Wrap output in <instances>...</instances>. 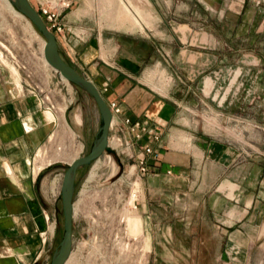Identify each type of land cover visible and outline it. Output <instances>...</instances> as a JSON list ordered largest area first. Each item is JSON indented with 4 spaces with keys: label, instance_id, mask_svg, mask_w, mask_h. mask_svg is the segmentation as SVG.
Instances as JSON below:
<instances>
[{
    "label": "rangeland",
    "instance_id": "1",
    "mask_svg": "<svg viewBox=\"0 0 264 264\" xmlns=\"http://www.w3.org/2000/svg\"><path fill=\"white\" fill-rule=\"evenodd\" d=\"M147 1L144 9L154 18L153 27L124 25L118 28L137 36L153 35L159 52L166 58L158 67L167 70L164 76L167 82L173 84L182 79L185 86L181 83V87L186 92L189 82H196L192 70L195 69V56L201 52L205 65H213L201 76H211L209 71L216 68L224 71L216 83L215 94L212 80L208 92L205 89L199 91L195 84L192 85V92L179 108L182 120L177 126L178 131L184 134H189L192 129L208 132L230 144H240L244 158L254 153L263 156L264 100L262 95L248 100L244 83L250 74L248 67L264 71V43L257 45L258 37L253 42L252 39L242 42L235 37L231 41L226 26L220 28L221 22L233 13L231 4L234 0H215L216 7L214 3L209 6L206 0H200L194 9L190 3L199 0ZM13 7L0 0V66L10 77L11 94L35 98L42 112L47 111L55 118L49 121L43 113L48 122L56 123L61 118L60 127L49 133L45 145L38 146L29 160L31 169H36L35 162H39V154L45 148L46 156H63L58 162L45 165L35 181L39 204L45 210L42 214L49 219L44 228L37 230L40 245L28 264H50L63 236L62 174L75 156L89 152L99 135L101 119L92 96L64 80L45 61V39L34 24ZM216 18L218 26L213 25ZM187 21L201 26L200 40H195L194 36L186 40L187 35H183L182 42L177 40L176 34H185L189 30L187 26L179 25ZM214 28L218 31L212 38L208 29ZM190 29L194 28L190 26ZM248 43L251 45L247 46ZM255 45L256 48L260 46L261 53L244 52L243 48L253 49ZM178 57H181L180 64ZM182 57L187 58L188 67L184 69L181 68L185 62ZM2 61L8 66H3ZM9 69L15 77L9 75ZM46 99L55 104V110L46 108L49 105ZM75 115L80 117L79 122ZM146 140L152 141L149 137ZM118 142L110 139L113 152L105 151L76 172L72 250L65 264H264V209L262 214H253L249 219L248 214L240 221L233 220L235 217L232 216L230 228L226 234L221 233L219 221L226 223L224 219L228 216L224 213L228 214L227 208L236 207L238 202L235 197L228 199L221 194V176L216 169L207 164L203 170L190 166L183 174L171 170V173L164 172L159 176L152 170L147 175H140L137 160L117 151ZM133 190L135 197L131 204ZM244 209L240 206L238 212ZM127 211L130 213V230L136 232L135 236L126 228ZM227 236L231 238L230 244L240 246L234 247V256L228 252ZM9 254L13 256L10 250Z\"/></svg>",
    "mask_w": 264,
    "mask_h": 264
},
{
    "label": "crops",
    "instance_id": "2",
    "mask_svg": "<svg viewBox=\"0 0 264 264\" xmlns=\"http://www.w3.org/2000/svg\"><path fill=\"white\" fill-rule=\"evenodd\" d=\"M29 1L37 10L44 4L58 7L61 11L63 30L55 33V36L61 56L95 84L105 102L109 104L114 101L119 104L120 112L114 115L109 135L117 133L118 124L126 117L131 121H139L149 131L158 132L159 142L148 143L146 138L149 135L146 133L141 141L136 142V149L142 144L153 145L158 159L149 162L154 165V171H157L159 176L168 169L183 174L190 166L203 170L209 164L216 169L221 176V194L228 199L235 197L238 202L235 206L246 208L243 210V216V212L239 213L238 208H227L228 214L224 213V216L228 218L224 219L226 223L219 221V232L226 234L232 224H229L232 216L235 217L233 220L240 221L248 214V219L253 214H262L264 153L263 156L254 153L244 158L240 144H230L222 138L208 132H197L195 129L190 130L189 134L178 131L177 126L182 120L179 108L182 107L181 103L185 101L187 94L192 92V85L195 84L199 91L205 89L208 92L212 87V80L215 94L216 83L224 71L216 68L209 71L211 76H201L213 65H205L202 52L197 53L195 67L190 65L195 68L192 70L195 73L192 74L196 82H189L185 92L181 87L182 84L185 86L182 79L171 84L164 78L168 72L158 66L166 58L159 52L158 43L152 34L145 33L139 37L133 32H123L118 28L124 26L123 23L130 28H141L143 25L153 27L154 18L144 9L147 0H127V3L122 0ZM214 1L206 0L209 6L213 5ZM61 2H66L69 6H61ZM199 3L200 0L191 2V8L199 6ZM214 4L216 7L217 3ZM231 7L234 9L231 17L220 25L222 29L223 25L226 26L228 38L231 41L234 37L239 38L242 42L252 39L253 42V39L258 37L257 45L263 44L264 1L255 4L254 0H234ZM179 25L187 26L190 30L185 34H176L179 42H182V37L186 35V40L190 36H194L195 40L202 37L201 26L196 27L194 22L187 21ZM213 25L218 26L217 18ZM190 26L194 29L191 30ZM208 30L210 34L208 31L205 33L215 38L217 28ZM250 45L248 43L247 46ZM243 50L248 54L262 51L260 46L256 48V45L253 49ZM167 56L170 54L167 53ZM180 59L181 57L179 64L182 63ZM182 60L185 62L181 68H187V58ZM228 71L230 73V67ZM248 72L249 77L244 83L246 98L255 100L262 95L264 100V71L260 72L250 66L247 68ZM10 85V77L0 66V262L9 263L10 255L3 253L9 249L19 264H28L32 262V254H35L40 245L37 230L44 228L46 223L42 214L45 210L41 208L40 195L35 190V181L40 171L36 177L33 176L29 160L38 146L45 145L49 133L60 127L61 118H58L56 123L48 122L35 98L11 94ZM69 96L73 97L70 94ZM75 117L79 122L80 117ZM58 161L53 160L54 163ZM230 240L227 236L228 252L234 256V247L240 246L237 243L230 244Z\"/></svg>",
    "mask_w": 264,
    "mask_h": 264
},
{
    "label": "water",
    "instance_id": "3",
    "mask_svg": "<svg viewBox=\"0 0 264 264\" xmlns=\"http://www.w3.org/2000/svg\"><path fill=\"white\" fill-rule=\"evenodd\" d=\"M11 4L16 7L17 11L25 18L30 20L37 28L39 33L45 39L43 45V57L45 61L70 83H74L79 88L89 93L94 102L97 104L101 125L98 129L99 135L94 139L89 152L85 155L75 156L63 172L62 183L60 186V198L62 203V217H63V236L51 257L50 264H64L70 256L72 250L73 237V195L76 183L77 170L81 166L90 165L92 161L100 157L105 151L113 152V149L108 145L109 128L112 122V113L104 97L101 95L99 89L89 79L81 75L74 66L70 65L61 56L59 47H57V40L54 33H52L41 19L38 11L29 0H10Z\"/></svg>",
    "mask_w": 264,
    "mask_h": 264
},
{
    "label": "built area",
    "instance_id": "4",
    "mask_svg": "<svg viewBox=\"0 0 264 264\" xmlns=\"http://www.w3.org/2000/svg\"><path fill=\"white\" fill-rule=\"evenodd\" d=\"M263 1L264 0H254L255 4H261ZM60 5L63 7L69 6V4L66 2H61ZM37 11L41 19L44 20L46 27L52 33L55 34L63 30V22L60 18L61 11L58 9V7H56L55 5H43L40 6V8ZM46 101L49 104L46 108L55 110V104L51 103L47 99ZM108 105L111 110L112 117L114 119V115L120 112V106L118 103L114 101H111ZM116 131L117 133H115V135L114 134L109 135L108 145L110 144V139H116L117 141H119L118 142L119 146L117 151L118 150L121 151L122 153L127 155L128 158H135L137 160L138 173L140 175H147L149 171L152 170L154 171L155 170L154 165L150 164L149 160H153V161L157 160L158 153L154 151L152 144H146V145L142 144L139 149H136V145H137L136 142L140 141L143 138V135L146 133L149 135V138L152 141L159 142L160 134L158 132L149 131L147 127H145L139 121H131L130 118L128 117H126L122 121V123L118 124ZM121 138L123 139V141L121 140ZM58 150H60V148ZM43 152L47 153V148H45ZM52 163L54 162L52 161L51 163H48L47 166L51 165ZM165 172L171 173V170L168 169ZM44 216L46 220L49 219L47 215Z\"/></svg>",
    "mask_w": 264,
    "mask_h": 264
},
{
    "label": "bare ground",
    "instance_id": "5",
    "mask_svg": "<svg viewBox=\"0 0 264 264\" xmlns=\"http://www.w3.org/2000/svg\"><path fill=\"white\" fill-rule=\"evenodd\" d=\"M6 1V3H9L11 6H12V8H14L13 7V5L11 4V1L10 0H5ZM11 8V7H10ZM16 10V9H15ZM17 13H19L18 11H17ZM21 16H23L21 13H19ZM146 16V15H145ZM24 17V16H23ZM25 18V17H24ZM26 19V18H25ZM133 19H134V17H133ZM132 19V20H133ZM147 19V18H146ZM28 20V19H27ZM125 20V19H124ZM128 20V19H127ZM131 20V19H130ZM151 20V19H150ZM28 21H30V20H28ZM123 22V21H122ZM131 23V21H128V23ZM149 22V21H148ZM31 23V22H30ZM143 23V22H142ZM124 25H125V23H123ZM143 25V24H142ZM149 27V26H148ZM42 39V38H41ZM44 39V38H43ZM42 39V40H43ZM44 42H45V40H44ZM1 63H3V66H8L7 65V63H5L4 61H2ZM10 68V67H9ZM10 70V75L13 77L14 76V74L15 73H13V71L11 70V69H9ZM16 76V75H15ZM14 76V77H15ZM64 79V78H63ZM65 80V79H64ZM58 110H59V108H58ZM64 111V110H63ZM43 113H45V117L47 118V116H48V119H50L49 121H54L55 120V118L52 116V114L51 113H48L47 111H44ZM49 114L51 115V116H49ZM117 146H119V145H117ZM59 149V148H58ZM61 149V148H60ZM46 153H42V154H39V157L41 158H39L38 160H39V162H35V164H37V168L36 169H34L33 168V176H36V174L45 166V165H47L48 163H51L53 160H61V158L63 159V156L62 155H58V156H56V157H53L52 155H45ZM34 164V165H35ZM38 164H40V165H38ZM42 164V165H41ZM135 190H133V192H132V194H131V197H130V203L132 204L134 201L132 200L133 199V196L135 197ZM129 212L127 211V213H125V219H126V228H127V230L129 231V234L130 235H132V236H135V235H137V234H135L136 232H132V230H130V225H129ZM136 226V225H135ZM6 254H8V252H9V250H5L4 251ZM10 255V254H9ZM69 258V257H68ZM67 258V259H68ZM66 259V260H67ZM9 264H17V259L14 257V256H9ZM67 262V261H66ZM65 262V263H66ZM64 263V264H65ZM0 264H2L1 262H0Z\"/></svg>",
    "mask_w": 264,
    "mask_h": 264
},
{
    "label": "flooded vegetation",
    "instance_id": "6",
    "mask_svg": "<svg viewBox=\"0 0 264 264\" xmlns=\"http://www.w3.org/2000/svg\"><path fill=\"white\" fill-rule=\"evenodd\" d=\"M75 209V208H74Z\"/></svg>",
    "mask_w": 264,
    "mask_h": 264
}]
</instances>
